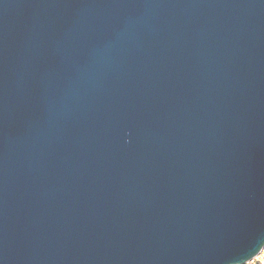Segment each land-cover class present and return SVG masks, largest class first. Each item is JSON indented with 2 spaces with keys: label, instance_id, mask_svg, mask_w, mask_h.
<instances>
[{
  "label": "water",
  "instance_id": "water-1",
  "mask_svg": "<svg viewBox=\"0 0 264 264\" xmlns=\"http://www.w3.org/2000/svg\"><path fill=\"white\" fill-rule=\"evenodd\" d=\"M263 248L264 0H0V264Z\"/></svg>",
  "mask_w": 264,
  "mask_h": 264
},
{
  "label": "rangeland",
  "instance_id": "rangeland-1",
  "mask_svg": "<svg viewBox=\"0 0 264 264\" xmlns=\"http://www.w3.org/2000/svg\"><path fill=\"white\" fill-rule=\"evenodd\" d=\"M247 264H264V249L256 258H254L252 261L248 262Z\"/></svg>",
  "mask_w": 264,
  "mask_h": 264
},
{
  "label": "bare ground",
  "instance_id": "bare-ground-1",
  "mask_svg": "<svg viewBox=\"0 0 264 264\" xmlns=\"http://www.w3.org/2000/svg\"><path fill=\"white\" fill-rule=\"evenodd\" d=\"M263 249H264V248H263ZM261 252H262V251H261ZM261 252H260V253H261Z\"/></svg>",
  "mask_w": 264,
  "mask_h": 264
}]
</instances>
